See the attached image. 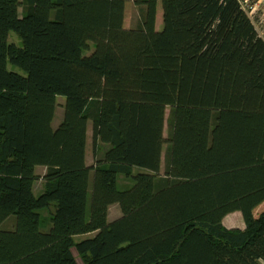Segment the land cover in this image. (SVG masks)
<instances>
[{
    "label": "trees",
    "instance_id": "1",
    "mask_svg": "<svg viewBox=\"0 0 264 264\" xmlns=\"http://www.w3.org/2000/svg\"><path fill=\"white\" fill-rule=\"evenodd\" d=\"M127 1L0 0V264H264V40L237 0Z\"/></svg>",
    "mask_w": 264,
    "mask_h": 264
},
{
    "label": "rangeland",
    "instance_id": "2",
    "mask_svg": "<svg viewBox=\"0 0 264 264\" xmlns=\"http://www.w3.org/2000/svg\"><path fill=\"white\" fill-rule=\"evenodd\" d=\"M133 13H134L133 2H132V0H128L126 3V14H125V27H127V28L132 25ZM162 15H163L162 2L159 1L158 5H157V21H156V27L158 29L161 28L162 23H163ZM47 16H49L48 13H47ZM15 36L17 37L15 32H13V31L10 32V35H9L10 39L15 38ZM92 50H93V45L89 44V48L87 50H84L83 54L86 55L87 53L91 52ZM9 66L11 68H14V69L20 71V69L15 65L9 64ZM62 115H63V98L58 97L57 110H56V114H55L54 121H53L54 126H57V123L58 124L60 123V121L63 118ZM207 116H208V119H210L211 110L208 111ZM165 133H167V130H165ZM208 136H209V126H207L205 128V131H204V140H203L204 154H205V150H206V147L208 144ZM204 154H203V156H204ZM86 157H87V164H88V168H89V167H91V165H94V161H95L94 160V147H93V139H92L91 122L88 123ZM204 171H205V168H204V164H203V160H202L201 169H200L201 174H204ZM37 172L42 174L44 172V168L39 167L37 169ZM89 174H90V170L88 169L85 171V175H84V188H85L86 192L89 191ZM126 182H127V180L125 178H122L120 180V184H124ZM153 192H154L153 191V181H149L143 186V196H144L143 198L146 200L149 199L153 195ZM87 199H88V195H85L83 200H82L81 214H80V230H79V234L77 235L76 239H82V238L93 235V233L85 234V233H83V230H82L83 226H84L85 218H86ZM262 211H264V201L254 209V215L256 216V215L260 214ZM120 214H121V210H120L119 205L118 204L111 205L110 209H109V215H108L109 221H112V220L118 218L120 216ZM224 223L230 227H234V226L243 227L244 226V219L242 216V212L240 210L230 212L224 218ZM13 225H14V223L11 220V221H8L7 223L3 224L2 226L6 227V228H12Z\"/></svg>",
    "mask_w": 264,
    "mask_h": 264
},
{
    "label": "built area",
    "instance_id": "3",
    "mask_svg": "<svg viewBox=\"0 0 264 264\" xmlns=\"http://www.w3.org/2000/svg\"><path fill=\"white\" fill-rule=\"evenodd\" d=\"M240 8L254 26L257 34L264 40V0H237Z\"/></svg>",
    "mask_w": 264,
    "mask_h": 264
}]
</instances>
